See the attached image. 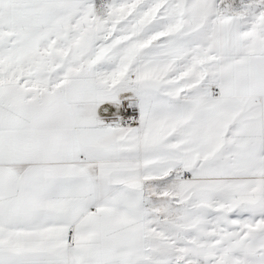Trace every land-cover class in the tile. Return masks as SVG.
Instances as JSON below:
<instances>
[{"label":"snow or ice","instance_id":"6c2138e0","mask_svg":"<svg viewBox=\"0 0 264 264\" xmlns=\"http://www.w3.org/2000/svg\"><path fill=\"white\" fill-rule=\"evenodd\" d=\"M0 264H264V0H0Z\"/></svg>","mask_w":264,"mask_h":264}]
</instances>
